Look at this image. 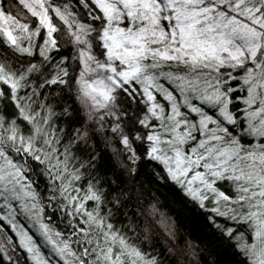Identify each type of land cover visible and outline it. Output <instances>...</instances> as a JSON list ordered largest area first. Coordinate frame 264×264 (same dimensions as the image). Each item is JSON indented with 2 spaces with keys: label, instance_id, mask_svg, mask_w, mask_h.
I'll list each match as a JSON object with an SVG mask.
<instances>
[{
  "label": "snow or ice",
  "instance_id": "1",
  "mask_svg": "<svg viewBox=\"0 0 264 264\" xmlns=\"http://www.w3.org/2000/svg\"><path fill=\"white\" fill-rule=\"evenodd\" d=\"M177 260L264 264V0H0V264Z\"/></svg>",
  "mask_w": 264,
  "mask_h": 264
},
{
  "label": "trees",
  "instance_id": "2",
  "mask_svg": "<svg viewBox=\"0 0 264 264\" xmlns=\"http://www.w3.org/2000/svg\"><path fill=\"white\" fill-rule=\"evenodd\" d=\"M145 197L152 199L157 203L162 213H167L169 217L175 222L179 233L185 237L186 240L203 246V243H207V237L204 231L199 226L200 210L194 214L192 212V204L180 193L176 188L170 185L145 183ZM133 208H130L129 214L132 210L137 212L142 211L140 205H136L133 201ZM151 227L155 230L156 235L160 239V244L163 245L166 237L163 232L156 227L155 223L151 224ZM174 264H184L183 260H177Z\"/></svg>",
  "mask_w": 264,
  "mask_h": 264
}]
</instances>
